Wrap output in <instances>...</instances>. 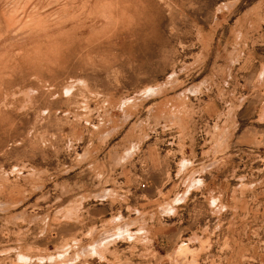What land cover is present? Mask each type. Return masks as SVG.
<instances>
[{
  "label": "rangeland",
  "instance_id": "374dc122",
  "mask_svg": "<svg viewBox=\"0 0 264 264\" xmlns=\"http://www.w3.org/2000/svg\"><path fill=\"white\" fill-rule=\"evenodd\" d=\"M0 264H264V0H0Z\"/></svg>",
  "mask_w": 264,
  "mask_h": 264
}]
</instances>
